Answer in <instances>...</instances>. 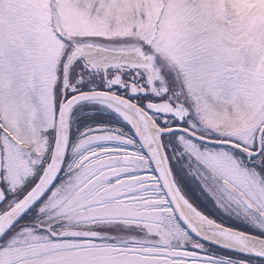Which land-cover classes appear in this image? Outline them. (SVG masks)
Returning a JSON list of instances; mask_svg holds the SVG:
<instances>
[{
    "label": "snow or ice",
    "instance_id": "1",
    "mask_svg": "<svg viewBox=\"0 0 264 264\" xmlns=\"http://www.w3.org/2000/svg\"><path fill=\"white\" fill-rule=\"evenodd\" d=\"M0 264H264V0H0Z\"/></svg>",
    "mask_w": 264,
    "mask_h": 264
}]
</instances>
